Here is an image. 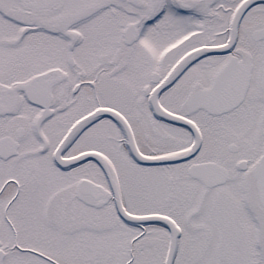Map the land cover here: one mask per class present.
Masks as SVG:
<instances>
[{
  "label": "snow or ice",
  "instance_id": "1",
  "mask_svg": "<svg viewBox=\"0 0 264 264\" xmlns=\"http://www.w3.org/2000/svg\"><path fill=\"white\" fill-rule=\"evenodd\" d=\"M0 264H264V0H0Z\"/></svg>",
  "mask_w": 264,
  "mask_h": 264
}]
</instances>
